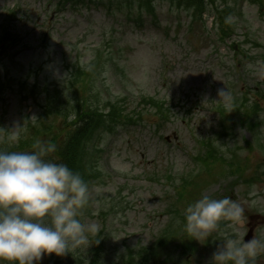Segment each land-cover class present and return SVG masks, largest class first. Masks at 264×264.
I'll use <instances>...</instances> for the list:
<instances>
[{
	"label": "rangeland",
	"instance_id": "rangeland-1",
	"mask_svg": "<svg viewBox=\"0 0 264 264\" xmlns=\"http://www.w3.org/2000/svg\"><path fill=\"white\" fill-rule=\"evenodd\" d=\"M105 1L91 0L90 8H81L79 12L70 10L71 5L57 12L53 5L45 9L46 0H0V23L7 10H19L11 32L7 33L9 40L13 36L17 43L5 47L0 60V79L8 80L11 87L3 96L5 102L0 103V112L5 113L0 138L13 143L10 137L18 136L26 116L32 118L39 112L33 98L42 99V95L37 90L30 92L32 84L64 88L67 76L64 65L75 60L87 65L96 56L94 48L101 47V58H106V63L108 58L111 61L100 76L101 84L95 82L96 97L91 103L98 107L118 101V107H123L124 114L134 120L104 139L101 167L106 177L104 184L91 191L94 215L98 213L104 219L100 222L95 217L87 223H94L97 230L104 223L113 236L106 245L110 251L114 238L119 245L123 241L126 248L150 245L169 222L179 227L184 209L197 200L185 197L177 203L176 186L180 184L178 178L193 167L191 157L200 150L197 142L218 131H210L216 122L210 106L225 103L227 98L219 96V92L227 93L225 82L235 80L233 69L228 67L234 41L241 45L237 59L246 75L244 83L260 84L259 89L264 91V60L260 59H264V14L255 6L242 4L238 8L241 15L237 38L219 43L212 30L213 18L208 13L203 16V23H199L191 12L155 0V22L149 19L150 23L138 27L127 25V18L108 11ZM44 35L49 46L40 49L38 44ZM242 52L246 54L244 59ZM248 57L255 58V62ZM242 84L238 83L235 90ZM142 97L164 101V106L170 109L166 110L168 118L141 102ZM261 118L254 135L263 141L264 112ZM158 128L159 133L154 132ZM251 139L247 130L236 125L231 135L217 144L225 155L236 150L237 157L247 160L253 170L259 166L262 153L256 145L251 152L246 149L244 141ZM251 175L249 172L247 177ZM227 177L221 166H216L214 178L198 197L225 195L230 181ZM231 195L245 209L237 234L243 239L248 231V216H264V188L239 184ZM173 208L180 213L167 211ZM250 224L264 240V224L258 221ZM197 243L200 249L189 257L191 264H209L212 252L204 250L203 240ZM81 249L88 252L90 248ZM174 256L173 253L167 258L172 264Z\"/></svg>",
	"mask_w": 264,
	"mask_h": 264
},
{
	"label": "clouds",
	"instance_id": "clouds-1",
	"mask_svg": "<svg viewBox=\"0 0 264 264\" xmlns=\"http://www.w3.org/2000/svg\"><path fill=\"white\" fill-rule=\"evenodd\" d=\"M219 96L227 98L225 90ZM13 135L10 142H18ZM30 152L0 150V264H39L90 245L97 230L81 219L89 203L88 183L64 163L48 159L55 151L37 140ZM245 209L240 203L203 196L184 209L183 229L193 240H208L226 223V235L209 264H255L264 240L237 234Z\"/></svg>",
	"mask_w": 264,
	"mask_h": 264
},
{
	"label": "trees",
	"instance_id": "trees-1",
	"mask_svg": "<svg viewBox=\"0 0 264 264\" xmlns=\"http://www.w3.org/2000/svg\"><path fill=\"white\" fill-rule=\"evenodd\" d=\"M186 1V2H185ZM179 0L180 3H184V5L187 8H191V9H200L202 7V5H204V3H202V0H198L197 2H193L194 4H192V6L189 3V0ZM138 3L139 7H141V2L142 4H147L146 0H135L134 3ZM193 9V10H194ZM90 114V111H89ZM88 116H86L85 119H83V122L85 123L84 126H82L80 129L78 127L77 130V135L72 137L73 139V144L76 142L78 143L81 140V143H87L86 141L91 137L90 135H92V132L95 129L94 125H99V126H105L108 123V120L106 119V116L102 115V114H90ZM94 117H96L97 119L94 120ZM40 132H42V136L40 138H38V136L40 135ZM37 132L35 134V141L34 143L39 140L41 141L43 144L48 145V146H54L55 151L51 152L49 154L48 159L52 160V157L55 158L54 162L57 163H64L66 164L68 167L70 166V156L71 152H72V143H71V137H69L66 141L63 142V138L60 139V134H59V130H54L53 127H49V128H43L42 131ZM33 145L32 143H30V146Z\"/></svg>",
	"mask_w": 264,
	"mask_h": 264
}]
</instances>
